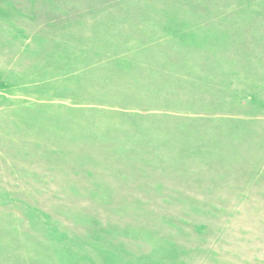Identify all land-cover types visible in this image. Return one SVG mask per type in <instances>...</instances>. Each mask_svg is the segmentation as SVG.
<instances>
[{
  "label": "rangeland",
  "instance_id": "rangeland-1",
  "mask_svg": "<svg viewBox=\"0 0 264 264\" xmlns=\"http://www.w3.org/2000/svg\"><path fill=\"white\" fill-rule=\"evenodd\" d=\"M0 264H264V0H0Z\"/></svg>",
  "mask_w": 264,
  "mask_h": 264
}]
</instances>
